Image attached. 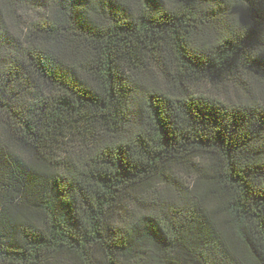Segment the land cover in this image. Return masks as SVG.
<instances>
[{
  "label": "trees",
  "instance_id": "1",
  "mask_svg": "<svg viewBox=\"0 0 264 264\" xmlns=\"http://www.w3.org/2000/svg\"><path fill=\"white\" fill-rule=\"evenodd\" d=\"M0 264H264V0H0Z\"/></svg>",
  "mask_w": 264,
  "mask_h": 264
}]
</instances>
